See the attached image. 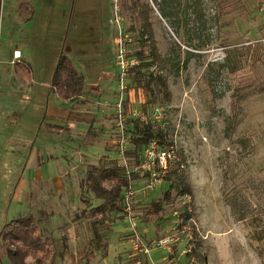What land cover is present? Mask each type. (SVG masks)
<instances>
[{
	"label": "rangeland",
	"instance_id": "obj_1",
	"mask_svg": "<svg viewBox=\"0 0 264 264\" xmlns=\"http://www.w3.org/2000/svg\"><path fill=\"white\" fill-rule=\"evenodd\" d=\"M175 1L171 17L163 13L162 2L151 0L153 26L173 92L165 106L169 139L183 162L192 199L176 198L158 223L145 218L142 206L160 196L168 182L146 196L136 193V201H141L133 208L143 240L154 244L165 237H180L173 253L153 247L149 257H141L143 264H264V93L256 89L264 81V50L257 45H264V0ZM16 3L4 0L0 23V264H13L1 237L5 225L30 216L54 251L40 264H137L139 255L132 249L123 213L109 210L97 216L101 243L93 240V214L78 217L103 203L81 185L91 165L119 163L114 110L121 90L117 26L111 22L116 2L77 0L82 9L76 21L86 28L96 24L92 39L86 37L93 45L87 44L85 52L70 42L65 48L83 74V101H63L51 89L58 58L51 55V62H43L40 46L38 58L32 60V85L24 84L14 63L4 60L12 53L13 41L23 35L13 21ZM117 6L125 28L129 18L122 0H117ZM132 92L131 105L140 107ZM6 104H32L38 109L37 143L45 145L43 176L49 182H34L22 148L5 150L7 135L16 125L9 123L13 116L1 109ZM42 104L68 105L63 135L51 130V118L41 111ZM4 119L10 120L7 125ZM48 146L60 148L51 156ZM56 177L64 189L56 188ZM21 180L25 186L17 195ZM185 208L192 213L186 221L194 234L191 254L183 253L187 234L174 228V211L182 213ZM68 229L76 234L71 243ZM28 263L37 264L33 258Z\"/></svg>",
	"mask_w": 264,
	"mask_h": 264
},
{
	"label": "trees",
	"instance_id": "obj_2",
	"mask_svg": "<svg viewBox=\"0 0 264 264\" xmlns=\"http://www.w3.org/2000/svg\"><path fill=\"white\" fill-rule=\"evenodd\" d=\"M155 1L162 2L161 9L165 15L171 17L175 15L174 11L177 7L175 0ZM122 6L129 18L125 29L132 36L129 42L130 55L137 60L129 69L128 87H132L136 95L142 97L140 107L146 112H151L157 106L169 104L173 95L169 77L165 72L166 61L160 51L153 26L154 7L151 0H122ZM257 45L264 50L263 44L257 43ZM52 86L62 99L75 98L83 92V74L77 70L67 53L61 52L59 55L52 75ZM256 89L257 92L264 93V81ZM166 120L165 118L146 123L137 117L127 119L125 129L130 140L125 155L131 166L140 161L144 149L152 139L156 138L163 144L167 143L170 128ZM112 161L108 165H91L95 167V171H92L91 167L81 184L83 188L92 191L97 198L103 200L99 206L85 209L82 215H78L79 218H83L87 214H93H91L95 218L91 222L94 228L93 240L100 243L102 239L97 229L99 223L97 216L109 210L123 212L124 190L129 183L126 165ZM183 167V162L178 158L165 177V181L169 184L166 190L142 206L146 219L161 223L168 204L174 202L176 198L192 193V187ZM132 178L139 179V182L142 180L135 171L132 172ZM137 198L133 199L134 208L137 202L141 201H136ZM182 217L186 222L192 217L191 211L185 208ZM1 237L13 264H29L28 258H33L37 264H40L54 254L50 240L44 236L38 222L32 216L16 218L8 222L1 232ZM191 253L192 251L186 254ZM81 254L82 258L87 259L85 251Z\"/></svg>",
	"mask_w": 264,
	"mask_h": 264
},
{
	"label": "crops",
	"instance_id": "obj_3",
	"mask_svg": "<svg viewBox=\"0 0 264 264\" xmlns=\"http://www.w3.org/2000/svg\"><path fill=\"white\" fill-rule=\"evenodd\" d=\"M75 7H77V9ZM80 9H82V6L77 3V0H17L16 5L13 6V21L15 26L19 25L17 28L22 29L23 35L19 38V41H13L12 45L14 44V48L10 47L12 53L8 57H4V60L14 63L15 72L23 78L24 84H33L35 74L32 60L38 58L37 46H40L41 53L39 55L44 62L50 61V58L52 59V57H50L51 55H53L54 60H56V58H59L61 52L66 53L65 48L69 45V42L70 45L77 47L78 51L82 53L86 51L85 46L87 44L90 46L93 45V42L89 43L86 37L89 36L92 39L94 34L91 30L96 24L91 22L86 28V24H80L78 20L76 21ZM82 26L83 29L80 31ZM21 83L23 84V82ZM43 84L42 82V85ZM45 84L48 85L47 83ZM50 87L54 90L52 78ZM132 91H134V89L131 88L126 89L124 92L127 104H131V99L134 98ZM83 95L84 92L78 97L71 99H62L59 95L58 97L63 101H70L73 99L83 101L85 100ZM138 98V102L140 103L142 97L138 96ZM1 109L6 116L10 114L14 119L13 121L4 119L6 120L4 125H7L8 121H10L9 123H16L12 130V135H7V138L5 137V150L8 146L18 150L22 148L23 156H26L25 167L33 172L34 182H49V179H45L43 176L42 163L44 162V156L42 154L45 151V145L40 146L37 143L38 134L36 130L39 117L38 109L35 106L32 107V104H6ZM41 111L43 113L45 112L46 116H50L51 130L58 135H63L66 128L64 122L70 115V108L68 105L42 104ZM114 144L115 143H113V146ZM48 147L51 156L54 154L52 152L53 150L57 151L60 148L59 146ZM53 179L54 178H52V180ZM55 183H57L56 188L64 189V184L60 180V177L55 178ZM24 186L25 182L21 180L17 186V195L22 193ZM66 235L69 239V243L73 242V237L74 239L76 237V234L71 229H68Z\"/></svg>",
	"mask_w": 264,
	"mask_h": 264
},
{
	"label": "built area",
	"instance_id": "obj_4",
	"mask_svg": "<svg viewBox=\"0 0 264 264\" xmlns=\"http://www.w3.org/2000/svg\"><path fill=\"white\" fill-rule=\"evenodd\" d=\"M114 7V17L111 22L117 26V65L119 67V86L121 90L120 96L115 102V126L117 133V144L119 163L125 164L128 172L129 183L124 190L123 197V216L128 222L129 240L133 244L132 249L139 255L137 264H143L142 256L149 257L151 249L153 247H163L170 253H173L174 246L179 242V235H173L171 237H165L157 241L156 243H146L139 231L138 217L135 215L133 208V199L136 193L140 195H147L149 192L155 191L164 181L167 174L171 171V167L175 164L179 158L176 150V144L171 142L168 138L167 143H161L158 139H152L144 149L140 161L131 166L128 163V159L125 155V150L129 146V135L125 129V123L128 118H139L144 122H150L155 120H164L167 116L165 106H157L151 112L144 111L141 107L131 104H125L124 92L128 87V75L131 65L137 60L130 55L129 42L132 40L131 34L123 27L122 16L119 13L117 0ZM4 0H0V23L3 12ZM137 172L140 178L133 179L132 172ZM185 202H190L192 199L191 194H185L181 197ZM189 211L191 209H188ZM174 228L180 229L181 233H186L189 239L188 246L183 250V253H189L192 251L191 240L194 239L192 227H188L184 222L182 213L175 210L174 213ZM159 264V263H154ZM173 264V263H167Z\"/></svg>",
	"mask_w": 264,
	"mask_h": 264
}]
</instances>
